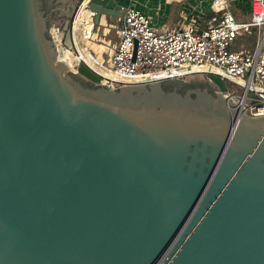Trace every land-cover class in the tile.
Masks as SVG:
<instances>
[{
	"label": "water",
	"instance_id": "95a60500",
	"mask_svg": "<svg viewBox=\"0 0 264 264\" xmlns=\"http://www.w3.org/2000/svg\"><path fill=\"white\" fill-rule=\"evenodd\" d=\"M41 4L0 0V264H264V115L216 73L101 84Z\"/></svg>",
	"mask_w": 264,
	"mask_h": 264
},
{
	"label": "built area",
	"instance_id": "2783aa9c",
	"mask_svg": "<svg viewBox=\"0 0 264 264\" xmlns=\"http://www.w3.org/2000/svg\"><path fill=\"white\" fill-rule=\"evenodd\" d=\"M83 1L78 4L72 20V31ZM233 2L245 3L243 0H211L205 25L194 18L164 30L135 3L121 6L123 21L117 28L119 42L113 55L100 63L104 73L84 59L77 67L85 63L99 75L101 84L111 88L195 73H204L210 80L209 74L216 73L226 81V96L247 113L264 115V0H247L248 14L244 8L240 15L233 11ZM87 10L93 20L94 12L88 5ZM247 15L249 17L243 19ZM57 30L63 34L62 44L65 31L60 27ZM253 32L257 34L251 40ZM89 38L90 35L85 38L87 50ZM69 48L80 53L74 39ZM94 57L91 58L95 62ZM199 66H212L216 71L204 72L197 68ZM150 75L153 77L146 78Z\"/></svg>",
	"mask_w": 264,
	"mask_h": 264
},
{
	"label": "crops",
	"instance_id": "0c3cea01",
	"mask_svg": "<svg viewBox=\"0 0 264 264\" xmlns=\"http://www.w3.org/2000/svg\"><path fill=\"white\" fill-rule=\"evenodd\" d=\"M133 3L148 13L154 24H156L162 30L173 27L182 22H186L188 19L194 18L199 19L200 25H205L208 18L206 15L210 12L211 4V2H208V0H188L187 2H185V0H117V8L122 12L121 6ZM121 22L122 19H120V24ZM118 27H115V29L117 30ZM106 32L107 30L104 28L102 31L103 36L104 34H107ZM83 36L84 38L81 45L86 47L85 38L89 37V35L85 33ZM93 36H95V40H93ZM118 42L119 35L116 43L110 39L104 41L100 39L99 35L95 34L94 28L90 34V38L87 41L88 49L92 53L87 50L86 47V52L83 53L85 60L92 67L104 70L103 67H100V63L102 64L103 61L108 60L113 55ZM93 47H95L94 51L91 50ZM92 54L95 56V62L93 61V58H91L93 56Z\"/></svg>",
	"mask_w": 264,
	"mask_h": 264
},
{
	"label": "bare ground",
	"instance_id": "6f19581e",
	"mask_svg": "<svg viewBox=\"0 0 264 264\" xmlns=\"http://www.w3.org/2000/svg\"><path fill=\"white\" fill-rule=\"evenodd\" d=\"M91 1L92 0H84L80 4V8H79L78 13L81 10L84 14H83V17H81L78 21H75V25H74L73 39L75 41L76 46H78V49H79L80 53H75L73 50H71V48H66V47H64V46H62L60 44V41H61V38H62V33L57 30V27H53V31H52L53 35H54V40L57 42L58 47H59V58L63 62H65L67 65H69L75 71L77 70V64L81 60H83V59L85 60L83 53L86 52V47L81 45L82 44V40L84 38L83 35H85V33L90 35L91 28L93 26H95L94 16H93V20H92L91 13H90L89 10H87V5ZM78 13H77V15H78ZM67 42L69 43V40H67ZM69 45H73V42L69 43ZM190 68H193V67L191 66ZM197 68L200 69V70H203L204 72L216 71V68L212 67V66H199ZM96 69H98L100 72L104 73V70H101L99 68H96ZM188 70H190V69H188ZM150 77H153V75H150V76H148L146 78H150ZM224 92L225 91H223V94H224Z\"/></svg>",
	"mask_w": 264,
	"mask_h": 264
},
{
	"label": "rangeland",
	"instance_id": "374dc122",
	"mask_svg": "<svg viewBox=\"0 0 264 264\" xmlns=\"http://www.w3.org/2000/svg\"><path fill=\"white\" fill-rule=\"evenodd\" d=\"M80 1L81 0H75L76 4H79ZM187 1L188 0H185V2H187ZM208 2L210 3L211 0H208ZM243 2H245V3H240V2H238V4H236L234 2L232 3V8H233V11L235 13L240 15L241 12L243 11V9L245 8V10H246L245 12H246V14H248V11H249L248 2H247V0H243ZM83 14L84 13L80 10V12L78 13V15L75 18V21H78L81 17H83ZM248 17H249V15L243 17V19H247ZM51 19H52V21L48 23V27H49L50 31L52 32V28L54 26L60 27L61 30H64L65 36L63 37V43L61 45L66 47V48H69L70 45L66 43V40L68 39V30H67L66 26L68 24H69V26H71L73 14L70 17L66 16L65 14L59 12V8H56V9L51 11ZM119 24H120V18L118 16H106L105 18H102L100 20V22L96 25L95 34L99 35L100 39H102L104 41L110 39L116 43V41L118 39V35H117L118 31L115 29V27H118ZM104 28H106L107 34H104V36H103L102 31ZM256 34H257L256 32H253V35H252L253 38L251 40L255 39ZM95 39H96L95 36H93V40H95ZM94 48L95 47L91 48V50L94 51Z\"/></svg>",
	"mask_w": 264,
	"mask_h": 264
},
{
	"label": "trees",
	"instance_id": "16d2710c",
	"mask_svg": "<svg viewBox=\"0 0 264 264\" xmlns=\"http://www.w3.org/2000/svg\"><path fill=\"white\" fill-rule=\"evenodd\" d=\"M41 8H42V10L44 11L45 14H49L48 23L51 22L52 21V19H51V11L54 8V6L51 5V4H46V2L44 0H42ZM48 23H47V25H48ZM47 35L49 36L48 32H47ZM189 86H193V85L184 84L182 87L179 88V90L180 91H185V89L188 88Z\"/></svg>",
	"mask_w": 264,
	"mask_h": 264
},
{
	"label": "flooded vegetation",
	"instance_id": "af4514ba",
	"mask_svg": "<svg viewBox=\"0 0 264 264\" xmlns=\"http://www.w3.org/2000/svg\"><path fill=\"white\" fill-rule=\"evenodd\" d=\"M65 1V0H64ZM64 1H62L63 2V5H64V10L65 11H67V12H69L68 13V15H71V13H73V18H74V15H75V13H76V11H77V8H78V4L76 5V8L75 9H73L72 10V7L70 6V4L73 2L74 4L76 3L75 2V0H67L66 2V5L64 4ZM62 2L60 1V4H62ZM60 11V10H59ZM61 12V11H60ZM63 12V11H62ZM64 14V13H63ZM73 20V19H72ZM213 86V85H212ZM211 85H208V87L211 89V90H213V91H215L216 90V88L214 87H212Z\"/></svg>",
	"mask_w": 264,
	"mask_h": 264
}]
</instances>
